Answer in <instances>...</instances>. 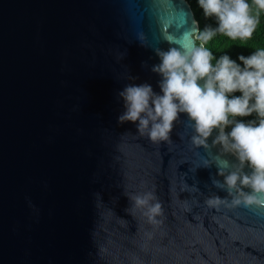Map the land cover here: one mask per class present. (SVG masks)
Returning a JSON list of instances; mask_svg holds the SVG:
<instances>
[{
  "label": "water",
  "instance_id": "obj_1",
  "mask_svg": "<svg viewBox=\"0 0 264 264\" xmlns=\"http://www.w3.org/2000/svg\"><path fill=\"white\" fill-rule=\"evenodd\" d=\"M197 27L187 0H0V264H264V210L205 203L228 197L206 159L239 163L218 130L193 142L181 113L154 143L118 121ZM147 191L162 224L131 210Z\"/></svg>",
  "mask_w": 264,
  "mask_h": 264
},
{
  "label": "clouds",
  "instance_id": "obj_2",
  "mask_svg": "<svg viewBox=\"0 0 264 264\" xmlns=\"http://www.w3.org/2000/svg\"><path fill=\"white\" fill-rule=\"evenodd\" d=\"M198 4L205 18L214 19L217 26L184 32L183 38L193 40L190 48H157L160 62L151 70L161 76L162 94L148 83L126 85L118 93L125 109L118 121L136 124L138 134L154 143L170 140L181 113L187 115L193 142L206 144L218 130L211 146L219 145L221 153L233 154L239 163L235 167L225 160L217 163L222 161L220 156L206 159V167L217 164L223 182L213 183L231 200L214 195L205 203L264 210V45L249 56H239L240 63L227 54L215 57L209 46L217 36L240 46L252 41L264 29V0H198ZM253 114L254 121L231 119ZM229 126L231 130L226 131ZM246 166L250 173L244 171ZM129 199L131 210H141L149 224L163 223V206L153 191Z\"/></svg>",
  "mask_w": 264,
  "mask_h": 264
},
{
  "label": "trees",
  "instance_id": "obj_3",
  "mask_svg": "<svg viewBox=\"0 0 264 264\" xmlns=\"http://www.w3.org/2000/svg\"><path fill=\"white\" fill-rule=\"evenodd\" d=\"M189 4L191 5L195 18L197 22L199 23V29H203L207 25H211L212 27H216V21L211 18H205L203 10L200 8L198 4V0H187ZM199 44V42L197 41ZM264 45V29L258 30V32L255 34L252 41L247 42V45L240 46V45H234V42H231L226 37H220L217 36L214 38L213 41L209 42L210 49L213 51V54L215 57L219 58V56L227 54L229 55L233 60H236L237 63H240L239 56H249L253 53V51L256 50L257 47H260ZM240 93H236V95H239ZM231 119H242L244 122L254 121L257 119L256 115L253 114L249 117H237V118H231ZM231 126L226 129V131H230Z\"/></svg>",
  "mask_w": 264,
  "mask_h": 264
}]
</instances>
